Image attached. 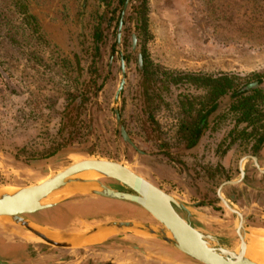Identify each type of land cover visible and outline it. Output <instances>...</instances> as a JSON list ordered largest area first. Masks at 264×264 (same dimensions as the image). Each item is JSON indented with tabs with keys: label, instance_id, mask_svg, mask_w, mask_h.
<instances>
[{
	"label": "rangeland",
	"instance_id": "1",
	"mask_svg": "<svg viewBox=\"0 0 264 264\" xmlns=\"http://www.w3.org/2000/svg\"><path fill=\"white\" fill-rule=\"evenodd\" d=\"M130 1L124 7L117 42V20L124 4L119 0H0V185L36 184L85 158L116 160L194 205L193 223L226 235L235 245V214L216 201L215 190L219 182L237 175L239 158L254 150L257 136L250 126L243 131L245 123L237 122L231 107L234 97L227 91L217 98L196 143L189 145L178 127L187 118L188 107L201 108L206 90L187 82L169 83L163 73L154 74L145 94L138 54L145 46L149 60L172 73L237 74L241 85L257 82L256 87L259 81L264 93V13L258 14L249 0H148L150 37L144 44L136 20L130 17ZM132 33L137 37L135 50ZM121 55L125 81L115 98L123 77ZM115 109L143 153L123 140ZM260 150L264 162V144ZM247 165L250 188L245 182L223 189L251 213L245 223L250 244L256 239L264 244V175L251 160ZM100 180L127 188L111 177ZM54 200L57 205L39 215L44 220L62 215L39 225L58 233L82 232L112 219L157 224L145 209L128 200L77 193ZM21 233L31 254L36 248L48 252L52 259L44 257V262L54 260L51 251L82 256L107 245L127 247L134 236L157 239L114 233L98 244L65 248L44 243L29 231ZM163 241L181 264H202ZM0 251H6L1 244Z\"/></svg>",
	"mask_w": 264,
	"mask_h": 264
},
{
	"label": "water",
	"instance_id": "2",
	"mask_svg": "<svg viewBox=\"0 0 264 264\" xmlns=\"http://www.w3.org/2000/svg\"><path fill=\"white\" fill-rule=\"evenodd\" d=\"M126 3L127 1H125L124 7ZM122 13L116 32L117 42H120L123 24ZM131 40L132 50H135L137 46L135 33H132ZM138 66L142 70V55L140 53L138 54ZM120 68L123 77L117 86L115 98L118 97L125 81V65L122 55L120 56ZM255 85H257V82H250L242 86L241 89L254 87ZM114 112L123 140L139 153H143L138 149L125 126L120 122L118 109H115ZM247 156L251 155H243L239 160L240 177L225 182H236L243 176V161ZM251 158L257 164L256 157L252 156ZM88 171L97 172L99 174L98 179L77 177ZM103 177L114 178L125 184L127 188L112 187L100 180ZM68 185L70 191L68 193L62 192L57 197L77 193L132 201L145 209L157 224L134 219H112L95 224L82 232L63 234L46 228L44 230L42 226L24 216L25 214L44 210L57 203L54 200L57 197H53L51 194ZM218 195L225 206L235 214L236 226L234 228L238 236L235 245H230V240L226 235L214 233L193 223L189 216L195 218L194 205L178 199L162 188L160 189L149 180L135 173L128 165L107 158H85L65 165L61 170L56 171L37 184L27 186L0 185V222L10 225L16 224L29 231L42 242L57 247L81 248L98 244L114 233H129L136 236L163 239L202 264H264L253 255L257 248L252 245V242L250 244L248 241V231L240 207L236 203L226 200L221 194L220 188L218 189ZM178 210L183 211L187 217H183ZM103 231H106L103 239L92 240L94 236L97 237ZM0 264L17 263L0 261Z\"/></svg>",
	"mask_w": 264,
	"mask_h": 264
},
{
	"label": "trees",
	"instance_id": "3",
	"mask_svg": "<svg viewBox=\"0 0 264 264\" xmlns=\"http://www.w3.org/2000/svg\"><path fill=\"white\" fill-rule=\"evenodd\" d=\"M119 1L123 4L125 0ZM134 2L133 0L130 1L133 6V12L130 14V17L136 20L137 33L139 36L144 37L145 44L150 37L148 0H136ZM249 2L251 3V6L258 10V14L261 15L264 13V0H249ZM99 28L100 27L98 26L94 32V39L96 41L98 40L97 35ZM142 50L141 55L143 66L141 70V86L145 94H148V91L151 88L154 74L159 76V74L163 73H166L165 78L169 83L177 84L180 82H187L206 90L203 100L200 101L201 108L194 110V107H188L189 113L186 116L187 118L183 119L178 127L179 135L184 140H187L189 145H194L196 143L203 129L207 126L209 114L215 109L217 98L227 93V91H231L234 97L231 102V107L237 114V122L245 123L242 128L243 131H245L247 126H250V132L257 136V142L264 139V122L259 123L264 119V93L259 87V81L258 86L256 87L241 89L245 84L241 85V76L233 73L219 72L217 74H206L182 70L172 73V70L165 68L163 65L150 61L145 46ZM255 77L260 78L261 75H256ZM259 127L262 129L261 132L258 131L260 130Z\"/></svg>",
	"mask_w": 264,
	"mask_h": 264
},
{
	"label": "flooded vegetation",
	"instance_id": "4",
	"mask_svg": "<svg viewBox=\"0 0 264 264\" xmlns=\"http://www.w3.org/2000/svg\"><path fill=\"white\" fill-rule=\"evenodd\" d=\"M125 1H128V0H125ZM125 1H124V3H125ZM123 9H124V4H123ZM121 13H122V11H121ZM123 14H124V12L122 13V20H123ZM120 16H121V14H120ZM117 27H118V24H117ZM263 144H264V139L262 141L258 142L257 146L254 148V150L252 152L244 154V155L248 154L251 156H247L244 159V161H243L244 173H243V176L238 181H236V182H225L228 180H235V179H238L240 177L239 160L243 155L238 160L239 169L237 171V175L234 177L225 178L224 180L219 182V184L217 185L216 190H215L217 202H221V204L223 206H225V204L222 202V199L218 195V189L219 188H220L221 194L224 196V198L226 200H228L230 202H234V200H237L231 194H226L224 192L223 188H224V185H226V184H241V183L246 182V187L250 188V185H251L250 184V176L248 174L249 171L247 170L248 169L247 162L249 160H251L252 164L257 169V171L261 175H264V171L261 170V169L264 170V162H262V159L259 157V154L261 151L260 148ZM252 156L256 157V163L258 165L254 163L253 159L251 158ZM222 182H224V183L222 184ZM55 205H57V203H55ZM53 207H54V204L45 208L44 211L46 209H50ZM240 210L242 212V217L244 219V223H247V221H249V219L251 218V213L247 214V212H244L241 208H240ZM42 211L43 210L37 211L34 213H30V214H25V215H27L30 220H32L33 222H36L37 224H45L49 221L52 222L53 218H56L55 216L59 217L62 215L61 213L58 212L59 214H55L52 217H49L50 219L47 218L44 220L43 217H41V215H39V212H42ZM178 211L183 217H187V215L184 214V212H182L181 210H178ZM189 218L192 219L191 216H189ZM15 226L18 228V230H21V231L26 233V230L24 228L19 227L17 225H15ZM134 238H135V240H134ZM134 238L131 239L134 242H132L131 245H127V247H126V245L122 248L107 245L106 247L100 248L91 254L90 253L84 254L82 256H77L74 253L70 252L71 253V254L69 253L70 257H68L65 254H64V256H62V254H57V252L51 251L52 253H50V255H53V257H55L54 260H50L51 263L48 260H46V262H44V260L42 261V259L44 257L45 258L47 257L46 259H52L48 255V252H46V254H43L44 252H40V249L38 251V249L36 248V251L33 249L34 253L31 254V246H30V252L28 250V246H26V245L23 247L17 246L15 248L6 249L7 252L5 255H3L1 257L0 261L13 262V263H17V264H127V262L130 264H155V263H157V264H175V262H177V264H179V263L181 264V262L175 257H173L174 258L173 263L169 261L170 259L168 257H170L172 255L170 252V249H169L170 245L164 243L163 240H162L163 241L162 242L159 239L150 240V239H143V238H139V237H135V236H134ZM140 242L142 244H140ZM148 249L151 250L152 252L150 251V253H149ZM112 250H128L129 252H128V255L119 254L120 257H122V258H120V260H116V259L111 257L112 256ZM27 253H30V254H27ZM108 256H110V257H108ZM177 256H179V254H177Z\"/></svg>",
	"mask_w": 264,
	"mask_h": 264
},
{
	"label": "crops",
	"instance_id": "5",
	"mask_svg": "<svg viewBox=\"0 0 264 264\" xmlns=\"http://www.w3.org/2000/svg\"><path fill=\"white\" fill-rule=\"evenodd\" d=\"M15 225L16 224L10 225V224H4V223L0 222V244L3 245L6 249L15 248L17 246L23 247V246H25V244L27 242L26 235L21 233L22 232L21 230L18 231L20 233H18L16 230H14L15 228H13V227H16ZM65 248H70V247H65ZM6 252L7 251H0V259H1V256L6 254ZM128 252L129 251H125V250H114V253H112L111 257L116 259V260H120V258H122V257H120L119 254L128 255ZM108 257H110V256H108ZM172 257H174V256L171 255L170 257H168L170 259L169 261H171ZM178 257H180V255ZM127 264H130V263L127 262Z\"/></svg>",
	"mask_w": 264,
	"mask_h": 264
},
{
	"label": "bare ground",
	"instance_id": "6",
	"mask_svg": "<svg viewBox=\"0 0 264 264\" xmlns=\"http://www.w3.org/2000/svg\"><path fill=\"white\" fill-rule=\"evenodd\" d=\"M78 161H79V160H78ZM50 176H51V175H50ZM76 176H77V175H76ZM98 176H99V174H98L97 172H95V171H88V172H85V173H83V174H80V175L77 176V177H82V178H85V179H98ZM48 177H49V176H48ZM43 180H45V179H43ZM43 180H41V181H43ZM41 181H39L38 183H40ZM36 184H37V183H36ZM69 191H70V186L68 185V186L64 187L63 189H59V190L54 191L51 195H52L53 197H57V196H59L60 194H62V192H63V193H68ZM51 195H50V196H51ZM44 230H45V229H44ZM53 232H55V231H53ZM105 232H106V231H103V232H102L100 235H98L97 237L94 236V239H92V240L98 241V240L103 239L104 236L106 235ZM252 243H253L252 245H255L256 248H257V249H255V252L253 253V255H254L255 257H257L259 260H261V261L264 262V244L261 243V242H258L257 240H254Z\"/></svg>",
	"mask_w": 264,
	"mask_h": 264
}]
</instances>
